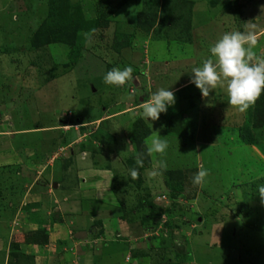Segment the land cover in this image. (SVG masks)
<instances>
[{"label": "rangeland", "instance_id": "obj_1", "mask_svg": "<svg viewBox=\"0 0 264 264\" xmlns=\"http://www.w3.org/2000/svg\"><path fill=\"white\" fill-rule=\"evenodd\" d=\"M148 1L70 0L92 22L74 36L53 25L59 0H0V264H264V130L250 142L244 129L255 103L240 111L226 81L205 96L191 82L227 32L253 34L264 58V0H170L146 31ZM128 65L124 85L105 83ZM162 87L175 103L147 121ZM138 118L150 164L132 177ZM157 134L168 148L149 154Z\"/></svg>", "mask_w": 264, "mask_h": 264}, {"label": "clouds", "instance_id": "obj_2", "mask_svg": "<svg viewBox=\"0 0 264 264\" xmlns=\"http://www.w3.org/2000/svg\"><path fill=\"white\" fill-rule=\"evenodd\" d=\"M255 44L256 39L251 33L232 31L223 34L210 47V53L215 59H208L202 66L194 67L191 82L205 96L217 84L223 85L226 81L228 103L237 106L240 111L246 110L264 93V58L256 57L253 51ZM132 73L131 65L123 69L115 67L105 74L104 81L110 85H124L131 79ZM174 103V92L170 88L162 87L143 103L142 116L147 121L149 118L152 121L158 120L160 114L166 113ZM167 148V140L157 134L152 137L147 152L149 154H163ZM136 164H143L139 155L136 158ZM155 167L159 170L165 169L167 167L166 161L157 160ZM130 174L132 177H136L137 169H130ZM207 176V169H200L194 175L193 183L201 185ZM260 192L264 193V187H261Z\"/></svg>", "mask_w": 264, "mask_h": 264}, {"label": "trees", "instance_id": "obj_3", "mask_svg": "<svg viewBox=\"0 0 264 264\" xmlns=\"http://www.w3.org/2000/svg\"><path fill=\"white\" fill-rule=\"evenodd\" d=\"M61 2L60 5L54 7L52 9L51 18L53 25H57L58 23L62 22L64 25L69 29L72 28L74 36L77 34L79 29H90L92 28V22H87L84 19V15L82 12V8L77 6H71L70 0H59ZM170 0H149L148 4L150 6L149 9L143 10L138 15V26L146 31L152 30L159 17V8L163 5V8H166ZM188 3L191 1L186 0ZM55 13V14H54ZM54 19V20H53ZM57 21V22H56ZM56 22V23H55ZM183 29L187 31L189 34L190 30V20L185 21L183 24ZM189 29V30H188ZM244 129H246L245 137L248 138L250 142H256V137L253 135L251 130H264V93L260 95V97L255 101L254 108L252 110V127L249 125H245ZM151 128L149 125L142 118H138L134 121L132 125V130L130 132V141L134 144L135 149L137 151V155L131 156L127 163L132 168H136L137 172L146 168L150 163L148 159H142L143 164L137 165L136 158L138 153L143 151L146 147L145 145V138L150 135ZM182 171L180 170H170L169 176L174 178L175 176H181Z\"/></svg>", "mask_w": 264, "mask_h": 264}, {"label": "crops", "instance_id": "obj_4", "mask_svg": "<svg viewBox=\"0 0 264 264\" xmlns=\"http://www.w3.org/2000/svg\"><path fill=\"white\" fill-rule=\"evenodd\" d=\"M144 98V97H143ZM196 137V136H195ZM87 198V197H86ZM91 198V197H90ZM83 201V200H82ZM82 201L81 200H70V202L68 203L67 201V205L65 203V211L67 212H70V210H76L75 207H81L82 208ZM80 208V209H81ZM79 231H86L85 228H79V229H76V233H78ZM87 232V231H86ZM86 237H89L88 235V232H87V236ZM80 239V238H79ZM86 239V238H85ZM4 264H8V256L6 255V257L4 258Z\"/></svg>", "mask_w": 264, "mask_h": 264}, {"label": "water", "instance_id": "obj_5", "mask_svg": "<svg viewBox=\"0 0 264 264\" xmlns=\"http://www.w3.org/2000/svg\"><path fill=\"white\" fill-rule=\"evenodd\" d=\"M135 84L138 85V81H135ZM76 236L79 238H85L87 236V232L86 231H79L78 233H76Z\"/></svg>", "mask_w": 264, "mask_h": 264}, {"label": "built area", "instance_id": "obj_6", "mask_svg": "<svg viewBox=\"0 0 264 264\" xmlns=\"http://www.w3.org/2000/svg\"><path fill=\"white\" fill-rule=\"evenodd\" d=\"M131 91H133V88H132V90ZM129 259H130V256H127V261H129Z\"/></svg>", "mask_w": 264, "mask_h": 264}]
</instances>
